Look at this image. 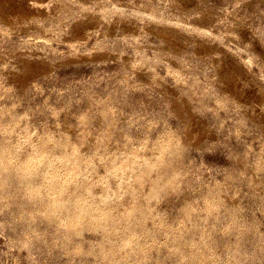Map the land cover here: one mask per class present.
Here are the masks:
<instances>
[{"label": "rangeland", "instance_id": "1", "mask_svg": "<svg viewBox=\"0 0 264 264\" xmlns=\"http://www.w3.org/2000/svg\"><path fill=\"white\" fill-rule=\"evenodd\" d=\"M0 152V264H264V0H0Z\"/></svg>", "mask_w": 264, "mask_h": 264}, {"label": "bare ground", "instance_id": "2", "mask_svg": "<svg viewBox=\"0 0 264 264\" xmlns=\"http://www.w3.org/2000/svg\"><path fill=\"white\" fill-rule=\"evenodd\" d=\"M52 136V135H51ZM49 137V136H48ZM46 138V137H45ZM57 140V139H56ZM54 141V140H53ZM51 142H52V140H51ZM55 142V141H54ZM47 143H48V141H47ZM54 144V143H53ZM48 145V144H47ZM59 145V144H58ZM60 145H61V143H60ZM59 145V146H60ZM42 146V145H41ZM66 146V145H65ZM64 146V147H65ZM11 147V146H10ZM36 147V146H35ZM16 148V147H15ZM43 148H44V146H43ZM67 148V147H66ZM74 148V147H73ZM72 148V149H73ZM40 149V148H39ZM71 149V148H70ZM76 149V148H75ZM78 149H79V147H78ZM66 150V149H65ZM68 150V149H67ZM74 150V149H73ZM166 150V149H165ZM1 151H2V149H1ZM5 151V150H4ZM41 151V150H40ZM45 151V150H44ZM77 151V150H76ZM164 151V150H163ZM68 152V151H67ZM162 152V151H161ZM165 152V151H164ZM37 153V152H36ZM66 153V152H65ZM70 153V152H69ZM7 154H8V152H7ZM42 154V153H41ZM43 154H45V153H43ZM164 154V153H163ZM162 155V154H161ZM7 156V155H6ZM137 156V155H136ZM158 156H160L159 154H158ZM158 156H157V158H158ZM164 156V155H163ZM33 157V156H32ZM31 157V158H32ZM44 157H45V155H44ZM4 154H3V152H0V171L2 172V171H4L5 170V167L7 166V164H6V166H5V161H4ZM46 158V157H45ZM164 158V157H163ZM7 159V158H6ZM34 159V165L35 164H42L43 162L42 161H44V158H43V156L41 157V155H40V157H36V155H35V157H33L32 158V160ZM158 159H160V157L158 158ZM29 160V159H28ZM164 160V159H163ZM33 162V161H32ZM42 162V163H41ZM54 162V161H53ZM138 162V161H137ZM162 162V161H161ZM26 163V162H25ZM29 163L31 164V161L29 160ZM29 163H26L25 164V169L23 168V170H24V173H25V175L26 176H28L29 177V179L31 178V176L34 174V169L33 168H30V166L32 167V165H30ZM44 164V163H43ZM33 165V166H34ZM37 165V166H38ZM36 166V165H35ZM43 166V165H42ZM9 167V166H8ZM22 170V169H21ZM37 170V169H36ZM75 170V169H74ZM0 172V173H1ZM51 172V171H50ZM74 172V171H73ZM7 173V172H6ZM24 173H22L23 175H24ZM43 173V172H42ZM69 173V172H68ZM73 174V173H72ZM25 175H24V177H25ZM55 175V174H54ZM43 176V175H42ZM47 176V175H46ZM23 177V176H22ZM23 177V178H24ZM33 177V176H32ZM36 177V176H35ZM58 178V177H57ZM46 179V178H45ZM59 179V178H58ZM24 180H25V178H24ZM28 180V179H27ZM26 180V181H27ZM30 180H28L27 182H29ZM25 182V181H24ZM31 182V181H30ZM63 182H64V179H63ZM51 183H53L52 181H51ZM69 183V182H68ZM57 184V183H56ZM66 184V183H65ZM29 185V184H28ZM35 185V184H34ZM60 185V184H59ZM63 185V184H62ZM26 187V186H25ZM34 187V186H33ZM40 187V186H39ZM51 187V186H50ZM54 187V186H53ZM67 187V186H66ZM29 188V187H28ZM40 188H42V186L40 187ZM62 188V187H61ZM63 188H65V187H63ZM87 188V187H86ZM30 189V188H29ZM33 189V188H32ZM68 189V188H67ZM35 190H37V191H35L37 194L39 193V188L38 189H35ZM43 190V189H42ZM33 191V190H32ZM58 191V190H57ZM63 191V190H62ZM34 192V193H35ZM76 192V191H75ZM44 193V192H43ZM55 194H56V192H55ZM62 193H60V195H61ZM78 194V193H77ZM84 194V193H83ZM33 195V194H32ZM40 195H42V194H40ZM51 195V194H50ZM81 196V195H80ZM85 196V195H84ZM56 197V195L53 197V199ZM59 197H61V196H59ZM57 198V197H56ZM63 198V197H62ZM75 198V197H74ZM80 198V197H79ZM77 199L76 200V205H77V207L79 208H76V209H74V211L76 210L77 211V209L79 210L78 212H77V214H76V212H75V214H76V216H74V219H75V217H77V219H79L80 217H81V215L82 214H84V212L87 210L86 209V206L84 205V203L81 201L82 200V198L81 199ZM105 198V197H104ZM103 198V199H104ZM107 198V197H106ZM62 200V199H61ZM61 200H59V201H57V200H55V202L54 203H56V202H59V203H57L55 206L57 207V208H59L60 210H65V211H68L69 209H71V208H69V207H67L66 206V204H64V203H62L61 202ZM105 200V199H104ZM75 201V200H74ZM84 201H85V199H84ZM102 202V201H101ZM66 203H68V202H66ZM73 203V201L71 202V204ZM75 203V202H74ZM73 203V204H74ZM69 204V203H68ZM72 204V205H73ZM87 204V203H86ZM92 204V203H91ZM54 206V207H55ZM74 206H75V204H74ZM73 207V206H72ZM76 207V206H75ZM74 207V208H75ZM94 207V206H93ZM69 208V209H68ZM56 209V208H55ZM54 209V210H55ZM68 209V210H67ZM88 210H89V208H88ZM53 211V210H52ZM91 211V210H90ZM99 211H100V209H99ZM57 212V211H56ZM87 212V211H86ZM85 212V213H86ZM105 213V212H104ZM72 214H74V212L72 213ZM84 215H86V214H84ZM90 215V214H89ZM99 215V214H98ZM104 215V214H103ZM107 215V214H106ZM128 215V214H127ZM70 216V215H69ZM73 216V215H72ZM64 217V216H63ZM90 217V216H89ZM131 217V216H130ZM68 218V217H67ZM67 218H66V220L65 221H67ZM71 218V217H70ZM73 218V217H72ZM82 218V217H81ZM80 218V219H81ZM86 218V217H85ZM96 218V217H95ZM101 218V217H100ZM127 218H128V216H127ZM97 219V218H96ZM83 220H84V218H83ZM77 221V220H76ZM76 223V222H75ZM74 224V223H73ZM110 244V243H109ZM112 244V243H111ZM114 247V246H113ZM142 250V249H141Z\"/></svg>", "mask_w": 264, "mask_h": 264}]
</instances>
